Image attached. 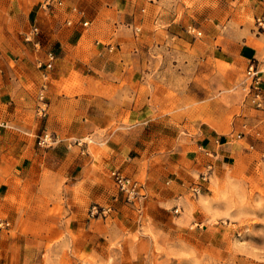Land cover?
<instances>
[{"label":"crops","instance_id":"crops-1","mask_svg":"<svg viewBox=\"0 0 264 264\" xmlns=\"http://www.w3.org/2000/svg\"><path fill=\"white\" fill-rule=\"evenodd\" d=\"M190 10L199 12L193 26L182 20ZM263 13L264 0H0V220L10 219L17 205L9 200L17 195L13 170L34 152L67 181V214L76 231L92 226L94 206L105 209L100 217L127 223L150 218L163 225L182 217L185 195L196 187L189 174L212 168L232 150L225 131L264 121V72L262 106L248 94L238 107L213 100L183 120L188 130L179 146L172 118L146 115L153 99L145 103L138 91L141 49L166 19L170 39L187 44V31L195 45L205 38L207 49L197 56L208 52L219 66L220 94L232 93L242 88L251 61L264 67V28L257 24ZM97 98L117 106L119 115L95 120L90 109ZM187 99L203 107L197 93ZM113 122L119 127L111 130ZM35 138H46L39 145L47 150L32 151ZM114 171L139 184L133 202L119 192Z\"/></svg>","mask_w":264,"mask_h":264},{"label":"rangeland","instance_id":"rangeland-1","mask_svg":"<svg viewBox=\"0 0 264 264\" xmlns=\"http://www.w3.org/2000/svg\"><path fill=\"white\" fill-rule=\"evenodd\" d=\"M198 14L190 10L182 20L193 26ZM166 22L160 21L162 30L156 40L151 38L141 49L138 91L145 103L153 99L146 115L172 118L171 126L180 131L179 146H183L188 130L183 120L206 111L213 100L238 107L253 93L246 71L242 88L221 95L218 64L208 52L197 56V51L207 49L205 38L195 45L196 37L187 31V44L170 39L163 29ZM195 93L204 100L202 108L187 99ZM129 99L124 93V106ZM102 104L93 99L90 111L95 120L102 113L115 116L121 111ZM111 126L112 130L119 124ZM224 134L232 150L214 159L212 168L203 166L189 174L196 187L185 195V212L163 225L150 218L127 223L111 215L106 220L105 214L98 213L87 231H76L67 214V181L40 152H34L24 166L13 170L17 195L9 200L17 205L10 219L0 220V264H264V121L230 126ZM35 139L32 151L47 150L39 145L41 139Z\"/></svg>","mask_w":264,"mask_h":264},{"label":"built area","instance_id":"built-area-1","mask_svg":"<svg viewBox=\"0 0 264 264\" xmlns=\"http://www.w3.org/2000/svg\"><path fill=\"white\" fill-rule=\"evenodd\" d=\"M257 24L264 28V13L257 18ZM51 66V64H49ZM264 72V67H262L258 61H251L247 67V77L250 80V90L253 93L254 96V102L258 106H262L263 100V88L261 87V74ZM41 145H45L48 143V140L46 138L42 139L40 141ZM115 181V185L118 188L119 192L126 194L127 201L133 202L135 199L138 198V188L139 184L135 181H133L128 176L124 175L120 171H114L112 173ZM105 209L102 208V211L97 206H94L91 213L92 214H98L101 212H104Z\"/></svg>","mask_w":264,"mask_h":264}]
</instances>
